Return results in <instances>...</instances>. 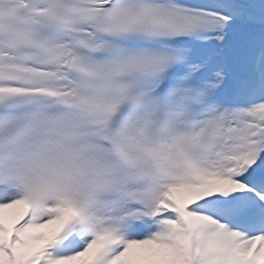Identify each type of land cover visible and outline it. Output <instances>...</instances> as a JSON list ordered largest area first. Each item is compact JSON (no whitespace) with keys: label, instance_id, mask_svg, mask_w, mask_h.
I'll return each instance as SVG.
<instances>
[{"label":"snow or ice","instance_id":"1","mask_svg":"<svg viewBox=\"0 0 264 264\" xmlns=\"http://www.w3.org/2000/svg\"><path fill=\"white\" fill-rule=\"evenodd\" d=\"M0 264H264V0H0Z\"/></svg>","mask_w":264,"mask_h":264}]
</instances>
